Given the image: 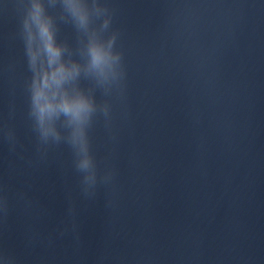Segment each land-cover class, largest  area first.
Returning a JSON list of instances; mask_svg holds the SVG:
<instances>
[{
  "label": "water",
  "instance_id": "obj_1",
  "mask_svg": "<svg viewBox=\"0 0 264 264\" xmlns=\"http://www.w3.org/2000/svg\"><path fill=\"white\" fill-rule=\"evenodd\" d=\"M190 264H264V0H246L240 17Z\"/></svg>",
  "mask_w": 264,
  "mask_h": 264
},
{
  "label": "clouds",
  "instance_id": "obj_2",
  "mask_svg": "<svg viewBox=\"0 0 264 264\" xmlns=\"http://www.w3.org/2000/svg\"><path fill=\"white\" fill-rule=\"evenodd\" d=\"M57 4L62 9L58 17L47 10L55 9ZM20 7L32 73L28 84L30 116L42 142L66 140L71 146L87 191L97 182L88 129L97 111L107 116L110 107L107 102L98 105L93 89L82 88L80 81H94L107 94L113 85L119 87L124 77L122 53L115 50L117 34L105 37L111 24L109 10L98 0H20ZM57 19L71 21L76 28L80 39L75 51L58 40ZM96 21L101 22L96 25Z\"/></svg>",
  "mask_w": 264,
  "mask_h": 264
}]
</instances>
